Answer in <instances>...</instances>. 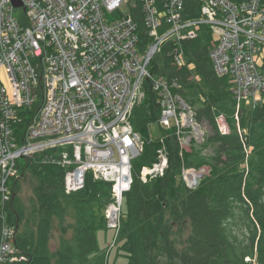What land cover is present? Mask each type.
Returning a JSON list of instances; mask_svg holds the SVG:
<instances>
[{
  "label": "built area",
  "instance_id": "1",
  "mask_svg": "<svg viewBox=\"0 0 264 264\" xmlns=\"http://www.w3.org/2000/svg\"><path fill=\"white\" fill-rule=\"evenodd\" d=\"M16 1L17 7L12 0H0L1 209L10 198L16 162L58 151L67 169V194L84 187L87 172L111 184L106 218L108 227L117 229L119 221H112L109 212H121L132 184V161L143 152L130 118L147 87L159 112L156 122L174 131L180 156L204 141L202 123L174 92L177 85L150 70L169 41L175 65L183 66L181 45L195 39L202 25L212 34L214 71L231 79L234 98L251 108L261 101L264 0H198L201 16L194 20L183 16L184 0ZM122 7H128V14ZM31 109L26 123L28 116L21 111ZM159 142L156 162L141 171L143 182L168 169L164 136ZM201 169H182L180 178L188 188L207 175ZM13 240L14 230L5 225L2 264L17 260Z\"/></svg>",
  "mask_w": 264,
  "mask_h": 264
},
{
  "label": "trees",
  "instance_id": "2",
  "mask_svg": "<svg viewBox=\"0 0 264 264\" xmlns=\"http://www.w3.org/2000/svg\"><path fill=\"white\" fill-rule=\"evenodd\" d=\"M200 6L198 0H184L185 19H198ZM212 40L210 27L202 25L195 39L181 45L183 66L175 65L170 41L151 63L152 73L177 85L174 92L209 133L201 145L180 156L176 134L164 131L168 169L143 182L142 169L156 162L161 148L148 138L159 112L147 87L130 118L143 152L132 161L126 212L116 229L126 264H264V92L255 107L239 103L231 79L214 71ZM260 72L264 77V62ZM32 110L21 111V116ZM204 166L208 174L188 188L180 178L182 169ZM16 167L17 176L8 184L10 198L0 208V246L3 228L11 227L17 260L5 264H107L96 233L108 227L111 184L87 172L84 187L67 194V169L59 163L58 151L21 158ZM20 178L31 191L25 200Z\"/></svg>",
  "mask_w": 264,
  "mask_h": 264
},
{
  "label": "rangeland",
  "instance_id": "3",
  "mask_svg": "<svg viewBox=\"0 0 264 264\" xmlns=\"http://www.w3.org/2000/svg\"><path fill=\"white\" fill-rule=\"evenodd\" d=\"M121 12L124 14H128V12H129L128 7H122ZM173 123H174V121L171 120V124H173ZM202 128H203L204 132H206L204 134V138H205V135L209 133V129H208L207 125L204 123H202ZM222 130L225 132L227 131V127L223 121H222ZM148 132H149L148 138L153 142H159L164 136V130H163V128L160 127V125L157 122H153L149 125ZM193 148H195V147H193ZM202 168H203V170H206V171L203 172V170L201 169L202 172L201 171L200 172L202 174H208L207 169H205L207 167L204 166ZM20 182H21L22 187H23L22 198L25 200L26 198H28L30 196L31 191L29 188V184H28V182H26V180L20 178ZM122 212L123 213L126 212V204H125L124 197L122 200L121 212H119L118 217H117L118 221L121 217ZM109 214H110V212H109ZM96 237H97V244H98L99 250L105 251L107 253V264H126L125 257H123L121 255V252L119 251V244L116 243V228L107 227L106 229L98 230L96 233ZM247 261H249V259H247Z\"/></svg>",
  "mask_w": 264,
  "mask_h": 264
},
{
  "label": "bare ground",
  "instance_id": "4",
  "mask_svg": "<svg viewBox=\"0 0 264 264\" xmlns=\"http://www.w3.org/2000/svg\"><path fill=\"white\" fill-rule=\"evenodd\" d=\"M26 111V110H25ZM24 111V112H25ZM27 114V113H26ZM24 115V114H23ZM29 115V114H28ZM27 115V116H28ZM118 214H119V212H110V214H109V217H110V219L112 220V221H114V220H116V218L118 217Z\"/></svg>",
  "mask_w": 264,
  "mask_h": 264
},
{
  "label": "water",
  "instance_id": "5",
  "mask_svg": "<svg viewBox=\"0 0 264 264\" xmlns=\"http://www.w3.org/2000/svg\"><path fill=\"white\" fill-rule=\"evenodd\" d=\"M12 2L16 7L19 6V3L16 0H12ZM200 178L202 179L203 177L201 176Z\"/></svg>",
  "mask_w": 264,
  "mask_h": 264
}]
</instances>
